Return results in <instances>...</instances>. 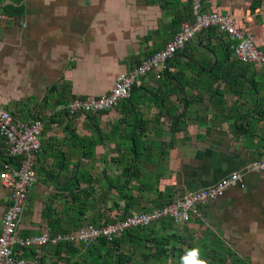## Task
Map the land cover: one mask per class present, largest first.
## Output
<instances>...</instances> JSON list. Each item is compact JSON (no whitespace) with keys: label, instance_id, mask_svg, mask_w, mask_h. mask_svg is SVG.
<instances>
[{"label":"crops","instance_id":"obj_1","mask_svg":"<svg viewBox=\"0 0 264 264\" xmlns=\"http://www.w3.org/2000/svg\"><path fill=\"white\" fill-rule=\"evenodd\" d=\"M188 1L22 0L20 12H14L8 7L10 0H0V106L17 121L28 122L36 112L44 121L35 163L36 182L29 189L18 226L22 236L38 234L44 228L43 201L51 196L56 195L51 204L57 215L67 217L61 211L65 194L57 193L75 173L82 172L92 185L90 198L98 200L105 195L108 211L128 205L129 200L123 198L117 209L112 208L118 192L106 186L104 194L102 181L119 178L121 169L133 162L129 141L122 136L131 127L132 116L138 115L141 139L152 144V152L134 160L142 183L137 182L140 190L124 189L135 197L131 209L156 207L239 170L241 185L231 186L219 198L201 205L185 223L165 229L160 222L154 228L163 234L177 231L179 238L193 236L192 243L200 250H205L200 241L218 240L226 264H264V172L245 170L250 160L264 158V116L258 115L264 108L257 107L264 105V85L259 81L264 68L229 66V75L239 77L238 81L218 79L207 84L209 71L204 74L203 67L223 56L226 36L218 37V31L198 33L168 61L178 80L166 81L150 73L142 78L134 96L112 110L90 115L58 112L74 97L92 98L108 92L118 73L162 49L177 31L173 21L191 15ZM201 3L205 11L230 14L256 46L264 49V0ZM229 52V61L238 60L233 49ZM253 72L254 83L246 80ZM257 86L259 91L252 93ZM161 96L166 97L169 108L177 109L159 115ZM131 107L136 114L131 110L128 116ZM183 110L186 127L171 135L170 120ZM121 117L128 121L115 129ZM257 118L253 137L237 134L235 119ZM98 129L110 138L84 155L86 147L75 136L96 139ZM162 150L166 154L162 155ZM0 151L5 155L1 139ZM3 167L0 158V171ZM81 183L84 186L86 181ZM8 203L9 190L0 183V224ZM94 206H89L88 214L96 213ZM75 244L76 253H63L61 259L46 254L44 264H91L82 245ZM136 258L143 262L140 251ZM30 264L38 263L34 259Z\"/></svg>","mask_w":264,"mask_h":264},{"label":"built area","instance_id":"obj_2","mask_svg":"<svg viewBox=\"0 0 264 264\" xmlns=\"http://www.w3.org/2000/svg\"><path fill=\"white\" fill-rule=\"evenodd\" d=\"M192 21L182 23L178 32L165 46L143 59L130 70L117 74L111 89L92 98H72L64 107L68 113L92 114L116 108L122 99L131 94L133 86H139L142 78L153 73L155 77L161 71L169 69L168 61L185 47V44L198 33L215 29L234 41L235 57L242 63L253 64L256 68L264 66V49L256 46L253 37L245 33L228 13L205 11L201 0H191ZM44 122L34 116L28 122L15 120L10 112L0 106V139L10 156L18 157L20 166L4 164L0 171V183L9 190V201L2 216L0 230V264H27L21 256L22 248L42 247L60 241L71 243H90L99 238L112 240L127 230L147 227L162 217H171L178 221H187L198 213L201 205L222 196L231 186L242 184V173L233 171L217 182L204 188L187 191L175 196L172 201L149 211L133 210L121 216L120 210H109L110 222L99 225L84 224L77 229L64 233L50 234L43 228L38 234L22 236L18 226L24 212L29 189L36 182V155L41 146V133ZM247 172H264V158L250 160L245 165Z\"/></svg>","mask_w":264,"mask_h":264},{"label":"trees","instance_id":"obj_3","mask_svg":"<svg viewBox=\"0 0 264 264\" xmlns=\"http://www.w3.org/2000/svg\"><path fill=\"white\" fill-rule=\"evenodd\" d=\"M21 2L22 0H10L8 7L14 8L15 9L14 12H20L21 7H22ZM188 2L190 6L191 1L189 0ZM190 11H191L190 13L191 15L187 14L186 18H183V19L179 18L173 21L177 29L176 32L180 30L183 22L192 21L193 14H192L191 8H190ZM11 13H13L12 10H11ZM207 30L212 31L213 34L217 32L215 29H207ZM221 35H224V34L219 32L218 37L221 38ZM233 44H234V41L230 40L229 38L227 39V41H223L222 47L225 48V52L223 53V56L221 57L216 56L214 62H210L207 66L203 67V69L205 70L204 74L207 71H209L206 77V79L208 80L207 84L212 85V83L218 79H229L231 81L232 79L233 80L235 79L238 81L239 77H236V76L232 77L231 75H229L232 72L228 70V67L229 66L235 67L237 66V64L242 65L245 63H242L239 60L229 61V56L231 54L229 51H232ZM247 65L255 67L253 64H250V63ZM261 68H264V66H262ZM161 76L163 77V80H166V81H170L172 79L178 80V74L172 73V71H170V68L162 70ZM259 79H261L259 80L261 81L260 84L264 85V72H262V74L259 75ZM246 80L254 83L256 81V78L254 77V72L251 73L249 78H247ZM136 88L137 86H133L129 97H131L132 95L134 96ZM258 91L259 89L257 86V88L254 91H252V93L253 92L257 93ZM177 92L178 91H175V94ZM159 98L163 102V104L160 106L162 109V112L159 115L163 114L164 110H166L168 113H171V112H174L175 109H177L174 107L169 108V106L165 104L168 102L166 97L161 96ZM121 102H124V99ZM131 103L132 105L130 106H134V103L132 102V100H130L129 104ZM261 106H263L264 108V105L262 104L257 105L258 108H260ZM132 108L133 107L128 109L127 111L128 116ZM63 111L65 113H68L66 109H63L62 111L59 110L58 112H63ZM36 113L33 116H37L43 120V116H39V114L38 113L36 114ZM132 113L136 114L134 110H132ZM85 115H90V114H85ZM183 115L184 117L185 116L187 117V114L184 110L178 114H174L173 118L170 120L171 135H174L175 131L183 130L186 127V121L182 118ZM258 115L263 117L264 109H259ZM137 118H139L138 115H134V117L132 116V120H130L131 127L128 128L125 135L122 136V138H125L126 140L129 141V144H130L129 150L131 152V156H132L131 160L133 162L130 163L129 167H123L121 169L119 178L113 177V178H108L107 181L105 179L102 181V187H104L102 188V191L104 194H106V186L107 188L114 187L118 192V197L114 198L113 200L112 208L117 209V207H119V201L123 198H126L129 200L128 203L126 202V204L128 205L125 206L124 208H121L122 209L121 216H124L132 212L133 210L131 209V206L135 204V197L132 194H130V192L124 191V189L126 190V189L133 188L135 190H140L141 188V186L138 184H141L142 181H139L140 180L139 174L135 171L134 160L136 158H139L140 156H151V152H152L151 151L152 144H150V142H148L147 140L141 139L142 130L140 131L139 124L136 125ZM259 118L253 119V120L252 119H244V120L235 119L234 128L237 134L239 133V134L251 135L253 137L254 130L260 120ZM127 121L128 120L126 117H121L120 120L117 122V124H115L113 127L117 129L116 127L120 126L122 122H127ZM127 124L130 125V122H128ZM96 132L99 134L98 138L96 139L93 137L75 136V138H77L79 142L82 143V146L86 147L84 148L86 149L85 152L83 153L84 155H88L90 152H92L94 146L98 142L100 143V142L105 141L107 138H110L109 135L104 136L101 133L100 129H98ZM120 138H121V135H120ZM173 139L174 137L173 138L171 137L169 141L173 143L172 141ZM263 140H264V137L261 138V143H262L261 145L264 148V142H262ZM40 148L38 152L40 151ZM161 152H162L161 153L162 155L166 154L165 150H162ZM0 158L2 159V164L6 163L9 165H14L17 168L20 166L19 158L10 156L7 153V151L5 152V155L2 154L0 151ZM122 176L125 177V180L123 182H121L120 180V177ZM85 181H86V184L83 186L81 182H85ZM92 189H93L92 185L84 177V174L82 172L70 175L66 184L60 189L59 193H57V196H60L61 193L65 194L64 196L66 198L62 200L63 208L61 211L62 213L66 214L67 217L65 219H62L57 215V212L55 211V209L52 207V204H51L56 200L55 199L56 195L51 196L49 197L47 201L46 200L43 201L44 205L42 209L41 219H43V221L45 222L44 223L45 225H43L44 228L48 230L50 234H53L56 232L64 233L67 231H71L87 223L99 225L102 221L110 222L111 219H109V217L107 216L108 209L106 207L105 195L102 199H98V200L90 198L91 197L90 191H93ZM170 201H172V199ZM165 203L158 205L156 207H152V208L145 207L144 211H149V210H152L153 208L160 207L164 205ZM92 204L95 205L94 206L95 208H97L96 213L88 214L89 206H91ZM136 206L138 205L136 204ZM25 207H26V204H25ZM101 207H103L102 212H101ZM160 222L163 224L162 227L166 229V228H172L174 224L185 223L186 221H178V220H175L167 216V217H162L158 219L157 221L151 223L147 227L133 228L131 230H127L124 233H122L120 236H117L112 240H107L105 238H99L96 241L90 242L87 244L80 242V244L83 247V251H84L83 254L85 255L86 260L89 259L91 264H148V261H150L151 263H154L155 261H157L156 264H166V259L170 255L175 254L180 259V257L182 256L186 248L195 247V245L192 243L193 236H187L188 238L187 237L179 238L180 236L177 234V231H174V232L171 231L170 234L160 233L158 229L154 228V226ZM0 227H1V224H0ZM186 238L188 242L186 244H183L182 242L185 241ZM200 242L202 243L201 245L206 250V252L205 250H201V253L204 258L205 257L208 258V259L205 258L207 260V264H226L224 260L225 258L221 256L222 251H221L220 241L213 240V241L205 242L203 240ZM75 245H76L75 243H71L69 241H60L56 244H53V245L47 244L39 248H36V247L22 248L21 256L25 259L27 264H30V261H33L34 259L36 260L38 264H44L43 258L46 254L53 253L54 256L61 259V256H63L62 255L63 253L65 254L66 253L70 254L71 252L76 253L77 248H75ZM184 245L186 246L183 248ZM94 251H97V254H94ZM138 251H140L141 253L142 260H143L142 263L141 261H139V259L136 258V252ZM149 257H151V259Z\"/></svg>","mask_w":264,"mask_h":264},{"label":"clouds","instance_id":"obj_4","mask_svg":"<svg viewBox=\"0 0 264 264\" xmlns=\"http://www.w3.org/2000/svg\"><path fill=\"white\" fill-rule=\"evenodd\" d=\"M180 264H207V260L203 257L199 247H190L186 248L180 257Z\"/></svg>","mask_w":264,"mask_h":264},{"label":"rangeland","instance_id":"obj_5","mask_svg":"<svg viewBox=\"0 0 264 264\" xmlns=\"http://www.w3.org/2000/svg\"><path fill=\"white\" fill-rule=\"evenodd\" d=\"M261 67H257V69H259ZM264 127V125H263ZM122 211V210H120ZM186 245L183 246V248L185 247ZM196 247V246H195ZM206 252V251H205ZM94 254H97V251H94ZM140 257V256H139ZM151 259V257H149ZM206 259H208L207 257H205ZM149 259V260H150ZM157 261H155L154 263H151L150 261H148V264H156ZM166 264H180V259L177 257V255H170L167 259H166Z\"/></svg>","mask_w":264,"mask_h":264}]
</instances>
